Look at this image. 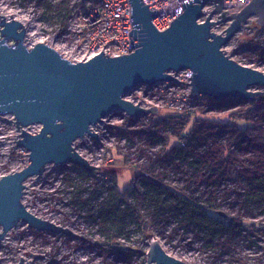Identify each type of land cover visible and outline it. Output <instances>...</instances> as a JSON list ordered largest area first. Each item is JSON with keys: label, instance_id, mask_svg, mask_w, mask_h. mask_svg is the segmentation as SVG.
<instances>
[{"label": "rangeland", "instance_id": "rangeland-1", "mask_svg": "<svg viewBox=\"0 0 264 264\" xmlns=\"http://www.w3.org/2000/svg\"><path fill=\"white\" fill-rule=\"evenodd\" d=\"M92 2L93 0H0L7 12L25 22L28 28L25 43L28 46L40 40L50 41L64 55L74 59L82 56L79 47L86 33L83 19ZM13 42L11 39L10 43ZM224 48L230 57L264 72V26L259 25L257 16L250 18ZM242 48H245V53H241ZM253 49L260 52L256 59ZM250 89L263 90L264 87L252 86ZM186 94L187 90L182 84H173L164 93L165 99L170 98L173 104L169 102L161 107L154 118L159 120L175 113L174 110L182 109L181 113H184L214 107L207 103L206 95L192 103ZM128 97L134 98L132 93ZM236 109L237 107L229 111ZM228 114L212 109L205 116L218 119L224 117L226 120L225 115ZM120 115V112H116L95 125L98 139L86 136L75 141L76 150L91 164L101 167L96 176L84 169L85 173H82L78 169L80 166L68 162L48 164L42 176L36 175L26 180L27 187L23 197L26 207L35 215L69 229L72 234L38 231L20 222L0 241V264H17L21 257L25 258L26 264H147L146 253L153 238L159 240L170 255L187 264L264 263V211L255 203L246 205L243 193L247 181L238 176L235 180L217 179L209 182V174L201 172L193 177L194 170L189 165H179L178 160L163 158L165 142L151 140L153 135L143 127V124H147L146 119L152 120L151 115H141L139 120L129 116L123 122L119 119L117 123ZM194 117H191V124ZM230 119L241 128L249 125L235 117ZM40 128L39 125H33L28 130L35 133ZM190 129L188 126L186 131ZM20 133L21 129L15 125L12 115L0 117V178L17 172L30 163L29 151L15 142ZM230 135L231 132L221 131L211 140L226 141ZM175 142L173 140L166 147L170 148ZM141 146L146 147L144 152L141 151ZM250 149L244 143L242 155L250 156ZM144 168L149 169L150 174L163 171L168 183L187 188L188 193L202 196L203 200L214 195L226 213L248 220L255 226L251 228V232L225 234L219 237L218 242L206 243L204 235L199 236L195 231L187 230L176 220L169 218L153 222V235L145 238L128 205L111 197L106 189V174L112 169L117 173L118 186L123 192L134 184L141 172L146 173ZM128 200L133 201L132 196ZM103 203L120 207L119 212L108 219V226H113V235L118 236L115 247L98 243L112 239L100 231ZM146 210L148 219L152 220L149 209ZM120 224L125 225V232L121 234L116 232ZM127 232H131L130 236ZM119 242L124 244L125 251L119 249ZM127 248H131V252Z\"/></svg>", "mask_w": 264, "mask_h": 264}, {"label": "water", "instance_id": "water-1", "mask_svg": "<svg viewBox=\"0 0 264 264\" xmlns=\"http://www.w3.org/2000/svg\"><path fill=\"white\" fill-rule=\"evenodd\" d=\"M129 1L130 36L139 39V44L130 39L138 49L116 57L102 51L80 61L44 42L28 46L23 24L15 19L6 21L0 15V117H14L21 129L15 142L29 151L30 158L29 165L0 178V241L20 222L38 231L72 234L26 207V180L42 176L48 164L68 162L96 176L101 167L91 164L74 143L86 136L98 139L93 126L115 111L132 117L157 114L156 106L147 109L126 98L133 88L172 81L175 78L169 71L191 69L192 99L206 95L217 101H253L264 96V89H250L264 87V72L238 62L224 48L253 16L264 26V0H252L231 15L223 11V0L188 1L181 4L185 12L164 31L152 23L157 10L150 11L143 0ZM209 2L214 3L211 14L221 13L220 19L211 21L209 15L205 22H199ZM228 22L224 34L211 30L218 23ZM33 125H39L40 130H28ZM146 255L147 264H187L170 255L155 238ZM17 264H26L25 258Z\"/></svg>", "mask_w": 264, "mask_h": 264}, {"label": "trees", "instance_id": "trees-1", "mask_svg": "<svg viewBox=\"0 0 264 264\" xmlns=\"http://www.w3.org/2000/svg\"><path fill=\"white\" fill-rule=\"evenodd\" d=\"M201 97L204 96L193 98L192 103H196L195 101ZM207 103L214 105L209 110L216 109L229 113L225 115L227 119L205 116L209 111L207 108L189 111L186 114L181 113L182 110H174L175 113L159 120L151 115L152 120L143 124V127L153 135L151 140L165 142L163 158L169 161L178 160L179 165H189L194 170L193 177L199 172L208 173L207 180L210 182L217 179L235 180L242 176L247 181L243 193L246 205L255 203L264 211V96H259L253 101H240L234 98L217 101L208 96ZM235 107L236 110L229 111ZM193 115L195 117L191 124ZM231 117L245 121L249 125L241 128L231 122ZM188 126L191 129L186 131ZM221 131L231 132L230 137L226 141L211 140ZM173 140L176 142L170 148L166 147ZM244 143L252 150L248 157L242 155ZM140 149L144 152L146 147L141 146ZM78 169L85 173L82 168ZM145 170L146 173L141 172L134 184L123 192L119 189L116 171L112 169L106 174L107 192L109 191L110 196L117 201H124L128 205L145 238L153 235L151 234L153 222L169 218L176 220L181 227L195 231L199 236L204 235L206 243L218 242L219 237L225 234L251 232V228L255 226L248 220L226 213L214 195H209L203 200L202 196L188 193L187 188L168 183L165 180L166 173L163 171L150 174L149 169ZM130 196L133 198L131 202L128 200ZM103 204L104 208L100 212L101 218L103 217L100 231L112 239L98 243L115 247L118 236L113 235V226H108V219L112 214H117L120 207L110 203ZM146 209H149L152 220L148 219ZM116 232L120 234L125 232V225L120 224ZM130 234L131 232H127L128 236ZM120 245L119 249L125 251L124 244ZM127 250L131 252L132 249Z\"/></svg>", "mask_w": 264, "mask_h": 264}, {"label": "built area", "instance_id": "built-area-1", "mask_svg": "<svg viewBox=\"0 0 264 264\" xmlns=\"http://www.w3.org/2000/svg\"><path fill=\"white\" fill-rule=\"evenodd\" d=\"M188 1L192 0H143V3L144 5H148L150 11H158L159 14L152 19V23L156 29L164 31L171 26L172 21L185 12L181 4ZM251 1L252 0H223V11H227L228 15L238 13ZM213 9L214 3L209 2L202 9L203 15L198 21L205 22L209 15L211 21H218L221 13L211 14ZM83 21L86 33L84 34L83 42L79 47L82 56L75 59L71 58L74 61L88 60L100 54L102 51L105 55L112 57L128 55L135 52L139 47H133L131 44V39L137 44H139V39H134L133 35L130 36L133 25L131 22V3L129 0H93ZM228 25L229 22L218 23L213 26L211 30L217 34H224ZM253 50L254 59H256L259 57L260 52H258L257 49ZM245 52V48H242L241 53ZM169 73L174 76V80L161 81L154 84H141L130 91L134 98L128 97L130 93L126 98L134 104H140V106L147 109L156 106L159 112L160 108L167 103L170 102L171 105L173 104V100H170V98L165 99L164 93L168 91L173 84L179 83L186 88V97L192 102V98L190 97L191 84H189L191 83V79L189 77L192 76L193 71L191 69H184L178 72L169 71ZM176 79L179 81H176ZM116 112L121 113L120 118L117 119V123L119 122V119L120 122H123L125 118L129 117L126 112L120 110L115 111L112 114H115ZM187 112L189 111H185L184 113L186 114ZM140 118V116L135 117L137 120ZM149 122L150 120L146 119V123ZM114 124H116V122ZM94 127L95 125L93 126V130L95 131ZM120 129H122L121 126Z\"/></svg>", "mask_w": 264, "mask_h": 264}, {"label": "bare ground", "instance_id": "bare-ground-1", "mask_svg": "<svg viewBox=\"0 0 264 264\" xmlns=\"http://www.w3.org/2000/svg\"><path fill=\"white\" fill-rule=\"evenodd\" d=\"M1 5H2V4H0V15H1V17H2L3 19H5L6 21H10V20H13V19L17 20V19L13 16V14L7 12L6 9H5V7H2ZM11 15H12V17H11ZM18 21H20V20H18ZM20 22L23 24V28H25V30L27 31L28 28H27L25 22H24L23 20L20 21ZM39 42H44V43H47V44H49V45L55 47V45H54L52 42H50V41H42V40H40Z\"/></svg>", "mask_w": 264, "mask_h": 264}]
</instances>
